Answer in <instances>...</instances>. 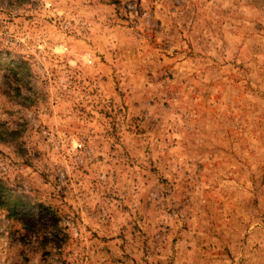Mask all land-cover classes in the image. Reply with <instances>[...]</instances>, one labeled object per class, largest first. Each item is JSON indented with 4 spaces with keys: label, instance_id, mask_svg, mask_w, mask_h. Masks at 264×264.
I'll return each instance as SVG.
<instances>
[{
    "label": "rangeland",
    "instance_id": "374dc122",
    "mask_svg": "<svg viewBox=\"0 0 264 264\" xmlns=\"http://www.w3.org/2000/svg\"><path fill=\"white\" fill-rule=\"evenodd\" d=\"M0 138V264H264V0H0Z\"/></svg>",
    "mask_w": 264,
    "mask_h": 264
},
{
    "label": "trees",
    "instance_id": "16d2710c",
    "mask_svg": "<svg viewBox=\"0 0 264 264\" xmlns=\"http://www.w3.org/2000/svg\"><path fill=\"white\" fill-rule=\"evenodd\" d=\"M32 211H44L47 216H54L53 212L48 207H43L39 204L36 206L23 204L18 198H15L11 195V192L9 191L7 186L0 180V231L3 230L6 233L8 232L9 235L12 236L17 235V237H19L17 244H22L24 241L23 238L25 237L24 233L26 231V227L22 224L23 213H29ZM1 219H3L5 223H2ZM12 222L17 225V228L15 230H13L14 226ZM54 227L55 226H50V229L52 230V228ZM36 229L37 232L34 233H36L39 240H41V242L39 243L40 245L45 246V244H42V241L44 243L46 241L47 243L49 241H53L46 238L47 233L45 232V228H42L44 230H40V227L37 226ZM54 235L56 236V233Z\"/></svg>",
    "mask_w": 264,
    "mask_h": 264
},
{
    "label": "built area",
    "instance_id": "2783aa9c",
    "mask_svg": "<svg viewBox=\"0 0 264 264\" xmlns=\"http://www.w3.org/2000/svg\"><path fill=\"white\" fill-rule=\"evenodd\" d=\"M87 62L89 63V61L87 60ZM81 146L80 145H77V148H80Z\"/></svg>",
    "mask_w": 264,
    "mask_h": 264
}]
</instances>
